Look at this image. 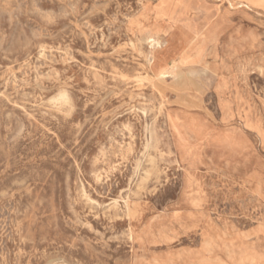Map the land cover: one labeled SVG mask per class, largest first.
I'll return each instance as SVG.
<instances>
[{"label":"rangeland","instance_id":"374dc122","mask_svg":"<svg viewBox=\"0 0 264 264\" xmlns=\"http://www.w3.org/2000/svg\"><path fill=\"white\" fill-rule=\"evenodd\" d=\"M0 264H264V0H0Z\"/></svg>","mask_w":264,"mask_h":264},{"label":"bare ground","instance_id":"6f19581e","mask_svg":"<svg viewBox=\"0 0 264 264\" xmlns=\"http://www.w3.org/2000/svg\"><path fill=\"white\" fill-rule=\"evenodd\" d=\"M233 4L231 3V6ZM239 5H244V6H247L245 3L243 2H240ZM239 7V6H238ZM206 8V7H205ZM185 11H187V13H191V12H194L195 9L193 8L192 6V3L190 2L189 4H187L186 8H184ZM231 10V9H230ZM196 17V16H195ZM221 17V16H220ZM193 18V17H192ZM215 23V22H214ZM186 25V26H185ZM193 24L189 21L188 23L187 22H184V26L186 27V30L189 31L191 26ZM205 24H198V26H196L197 30H198V33L197 34H203V42H206L208 40V37L204 34V29L206 28L204 26ZM193 37H196V36H193ZM144 41V40H143ZM148 41V40H147ZM130 42V41H129ZM153 47H154V50L159 53V55L162 56H165V53H166V50L164 49L163 45H162V41L160 40V38H156L154 41H153ZM165 45V44H164ZM151 46V47H152ZM188 59V57L186 55H182L180 57V61H183L186 62ZM71 61V60H70ZM154 62V61H153ZM222 72V71H221ZM162 75H165V74H170V73H161ZM169 76V75H168ZM170 78V77H168ZM225 81V80H223ZM224 84V83H223ZM220 88V87H219ZM226 92V91H225ZM222 97V96H221ZM230 106V105H229ZM227 108V107H226ZM109 208V207H108Z\"/></svg>","mask_w":264,"mask_h":264}]
</instances>
